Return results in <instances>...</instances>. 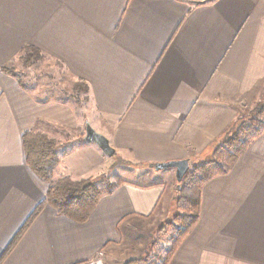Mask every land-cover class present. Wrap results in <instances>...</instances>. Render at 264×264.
Listing matches in <instances>:
<instances>
[{"label":"crops","instance_id":"0c3cea01","mask_svg":"<svg viewBox=\"0 0 264 264\" xmlns=\"http://www.w3.org/2000/svg\"><path fill=\"white\" fill-rule=\"evenodd\" d=\"M29 47L87 84L83 109L4 71ZM263 94L264 0H0V258L49 188L27 163L26 131L72 135L69 149L58 142L54 182L102 177L118 160L147 174L117 181L84 223L44 203L0 264L146 256L180 188L176 169L150 164L210 158ZM87 122L113 156L80 138ZM200 193L167 264H264V132Z\"/></svg>","mask_w":264,"mask_h":264},{"label":"trees","instance_id":"16d2710c","mask_svg":"<svg viewBox=\"0 0 264 264\" xmlns=\"http://www.w3.org/2000/svg\"><path fill=\"white\" fill-rule=\"evenodd\" d=\"M28 54L22 55L21 61L29 64L33 58L40 59L42 55L38 49L29 47ZM12 67H4V71L13 72ZM84 89L87 92V84ZM258 117L250 122V124L238 120L232 127L228 136L221 140L216 145L212 153L213 159L202 163L196 171L187 172L184 179L180 183V190L184 187L191 186L194 189L195 197L188 194L177 195L178 213L174 217V222H178V226L174 228L179 234L169 237L170 247L166 249L162 245L161 237H158L148 254L140 259H136L128 264H167L179 243L190 232L189 230L198 221L200 215L201 191L203 184L210 178L216 175L223 174L230 170L232 165L237 161L242 153H244L250 144L264 132V109H262ZM24 150L26 160L29 166L36 172L42 180L49 183L45 201L38 205L33 211L28 220L22 225L18 233L13 237L12 242L0 258V262L13 250L19 240L24 235L25 231L30 226L29 224L38 216L43 209V204H50L56 208L59 213L64 214L75 221L83 222L88 220L91 212L96 207L100 196L112 192L115 189V184L105 186L108 176L104 175L97 178H86L82 180H74L69 177L61 178L58 181L52 180V173L55 167L59 164L60 154L58 152L57 141L45 134L34 130H29L24 133ZM190 183V185H188ZM186 211V212H183ZM164 227L160 228L159 232H166ZM168 236V235H166ZM172 236V235H171ZM166 240V239H165Z\"/></svg>","mask_w":264,"mask_h":264},{"label":"rangeland","instance_id":"374dc122","mask_svg":"<svg viewBox=\"0 0 264 264\" xmlns=\"http://www.w3.org/2000/svg\"><path fill=\"white\" fill-rule=\"evenodd\" d=\"M11 66L14 69V72H17V74L20 77H21L20 75L21 72L25 71L22 75L27 76L31 81L33 82L38 81L44 85H49L48 87L45 88L46 91L42 92L43 96L44 95L45 97L55 96V97L70 100L74 102L76 107L79 108L80 110L83 109L85 105L87 104V99L85 97L86 91L84 89V85H82L80 82L75 83L72 79L69 78L67 74L64 73V70L62 69L61 65L56 64L53 61H50L46 57L40 58V59L33 58L32 60H30L29 64H26L22 61L21 62L17 61L16 64L14 63ZM29 66H31V68ZM28 68H30L31 71L27 70ZM28 73H35V74L27 75ZM262 109H264V94H263V98L252 107L251 111L245 114L244 117L241 118V121L250 124L251 121H253L254 119L258 117L257 114H259V112ZM85 134L86 132L84 130L82 133L79 134L81 135L80 138L83 139ZM59 136H60L59 137L60 140H56V141H57V144H59L58 142L61 143V147H62L61 152L73 146L72 135H69L61 131V134ZM211 159H213V155L210 158L203 160V161L202 160L197 161V162L192 161L189 167L191 169V172L196 171L198 169L197 168L198 166H201L202 163L207 162ZM135 169L136 167L132 166L130 162L118 160L115 163L112 170H110L108 173H105V175L108 176L106 182L104 183L105 186L115 184L117 181L120 182V180L122 179L132 178L134 181H140V180H143V178L147 177V174H145L146 172L143 174V172L136 171ZM152 171L154 170H151V173H155ZM142 174L143 176H141ZM91 178H94V177H91ZM182 185L185 186L186 182L183 183ZM188 185H190V183H188ZM184 186H182V190L177 188L176 194L185 195L189 193L190 195L195 197L194 189L191 186L189 187H184ZM177 204L178 203H177V196H176V202H175V205H173L174 213L172 214V216L170 215L169 218H166V220H164L160 225H158V228H157V231H158L157 234L159 233L158 237H161L160 239H161L162 245H164L166 249L170 247L169 245H167L170 242L168 238L179 234L178 232H176V229L174 228V226L177 227L178 222H181V220L174 222V219H173L174 217H176L175 215H177L178 213ZM183 212H186V211H183ZM162 227L167 229L166 232L168 233L159 232L160 228Z\"/></svg>","mask_w":264,"mask_h":264},{"label":"water","instance_id":"95a60500","mask_svg":"<svg viewBox=\"0 0 264 264\" xmlns=\"http://www.w3.org/2000/svg\"><path fill=\"white\" fill-rule=\"evenodd\" d=\"M84 139L88 142H93L98 145L109 156H113L115 154V149L110 146V141L106 137V135L100 134L98 131H96L90 123L87 122L86 125V134L84 136ZM151 168H154L155 170H165V169H176V178L179 183L182 182L185 175L189 171L190 162L188 159H182V160H175V161H167V162H161V163H154L150 164Z\"/></svg>","mask_w":264,"mask_h":264},{"label":"built area","instance_id":"2783aa9c","mask_svg":"<svg viewBox=\"0 0 264 264\" xmlns=\"http://www.w3.org/2000/svg\"><path fill=\"white\" fill-rule=\"evenodd\" d=\"M103 256V254H102ZM103 258L102 257H98V259H93L92 261H89L87 263H84V264H105L104 263V260H102Z\"/></svg>","mask_w":264,"mask_h":264}]
</instances>
